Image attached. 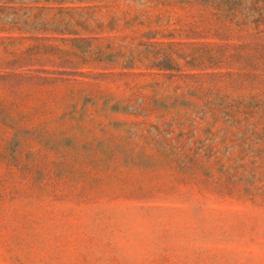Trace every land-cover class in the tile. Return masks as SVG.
Here are the masks:
<instances>
[{"label":"rangeland","instance_id":"374dc122","mask_svg":"<svg viewBox=\"0 0 264 264\" xmlns=\"http://www.w3.org/2000/svg\"><path fill=\"white\" fill-rule=\"evenodd\" d=\"M0 264H264V0H0Z\"/></svg>","mask_w":264,"mask_h":264}]
</instances>
